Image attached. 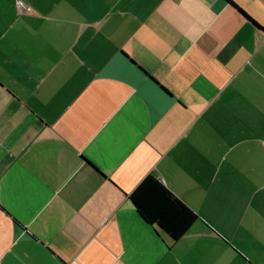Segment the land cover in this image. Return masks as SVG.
I'll list each match as a JSON object with an SVG mask.
<instances>
[{
  "label": "crops",
  "instance_id": "obj_1",
  "mask_svg": "<svg viewBox=\"0 0 264 264\" xmlns=\"http://www.w3.org/2000/svg\"><path fill=\"white\" fill-rule=\"evenodd\" d=\"M0 264H264V0H0Z\"/></svg>",
  "mask_w": 264,
  "mask_h": 264
},
{
  "label": "trees",
  "instance_id": "obj_2",
  "mask_svg": "<svg viewBox=\"0 0 264 264\" xmlns=\"http://www.w3.org/2000/svg\"><path fill=\"white\" fill-rule=\"evenodd\" d=\"M130 199L146 222L158 226L176 242L199 218L156 175L146 176L131 193Z\"/></svg>",
  "mask_w": 264,
  "mask_h": 264
},
{
  "label": "built area",
  "instance_id": "obj_3",
  "mask_svg": "<svg viewBox=\"0 0 264 264\" xmlns=\"http://www.w3.org/2000/svg\"><path fill=\"white\" fill-rule=\"evenodd\" d=\"M18 6H19L21 9H25V5H24L23 1H18Z\"/></svg>",
  "mask_w": 264,
  "mask_h": 264
}]
</instances>
